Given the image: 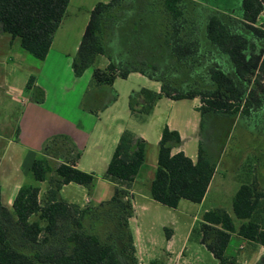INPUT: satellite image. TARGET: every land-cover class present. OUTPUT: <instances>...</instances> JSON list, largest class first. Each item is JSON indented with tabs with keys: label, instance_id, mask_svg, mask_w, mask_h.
<instances>
[{
	"label": "trees",
	"instance_id": "1",
	"mask_svg": "<svg viewBox=\"0 0 264 264\" xmlns=\"http://www.w3.org/2000/svg\"><path fill=\"white\" fill-rule=\"evenodd\" d=\"M69 1L0 0V29L11 40L17 38L22 50L42 61ZM191 2V6L190 0L97 2L89 11L72 58L73 74L81 76L92 67L91 83L95 87L111 86L116 78H126L131 72L159 81V92L140 88L129 96V110L141 121L150 117L162 97L198 98L200 124L205 113L247 116L256 91L264 94V25L256 23L264 0H241L243 21L238 26H231L209 10L195 21L196 7ZM152 14L161 19L165 31L160 27L162 32L156 31L158 28L148 30ZM117 36L123 50L115 56L111 49ZM127 36L139 39L131 52L126 49ZM148 41L154 44L153 49ZM202 42L226 57L231 73L210 66L208 84L190 83L184 89L158 77L164 57L192 67ZM98 56L107 58L104 67L96 65ZM33 82L29 77L26 88L30 99L41 103L43 90ZM58 141L66 144L64 150L56 147ZM180 142L179 132L165 124L158 141L156 170L148 185L150 198L169 208H176L181 199L200 203L216 168L217 161L207 156L200 143L195 161L182 151L171 153ZM79 155L68 136L48 137L29 166L35 182L47 181L42 198L38 185H21L8 210L0 195V264H136L128 225L133 216L129 189L144 161L145 141L129 130L121 132L103 174L114 185L112 195L95 206L80 207L60 197L61 187L70 182L85 186L89 193L92 190L94 175L75 166ZM51 158L57 160L54 165ZM232 213L238 225L224 209L214 208L204 212L198 226L191 229L197 231L199 242L217 264H237L235 256L226 253L232 234L264 247V191L257 189L253 179L242 182L234 193Z\"/></svg>",
	"mask_w": 264,
	"mask_h": 264
},
{
	"label": "rangeland",
	"instance_id": "2",
	"mask_svg": "<svg viewBox=\"0 0 264 264\" xmlns=\"http://www.w3.org/2000/svg\"><path fill=\"white\" fill-rule=\"evenodd\" d=\"M108 1L109 0H70L67 6L68 12H66V21L61 25L56 34L55 49L64 52L67 56H70L68 54H73L72 56H74V46L72 45L80 41L83 33L82 26L88 19L89 11L97 2ZM192 1L196 7V13L193 17L195 21L199 18H204L208 10L218 13L225 21L230 23L231 26H238L243 21L240 12L241 0ZM191 3L190 0L189 6H191ZM152 15L151 21H149L146 26L148 30L158 28L156 31L162 32L161 29L165 31L164 24L161 25V19L155 14ZM256 23L259 26L264 25V10L257 18ZM4 37L10 38L9 34H5ZM127 37L128 45L126 49L128 51L130 48L131 52L133 47L139 44V39L137 40V38L133 36ZM118 38L120 37L117 36L115 38V44L111 49V52L115 53V56L120 55L123 50V44ZM12 41L10 46L7 42L3 41L2 37L0 38V87H2L1 91H5L9 96H11V94H8L10 90L18 93L22 92L25 81L29 77H32L36 82L40 74L43 73V62L38 61L22 50L17 38ZM148 42L151 49H153L154 44L150 41ZM260 43L261 42H259V44ZM4 57L7 60L6 62L3 61ZM195 59L194 65L187 68L174 61H169L164 57V60L159 63L161 73L158 74V77L172 83L174 86L179 88L183 87L184 89L187 88L190 83L208 84L209 79L207 70L210 66L215 65L223 67L226 71L231 70L226 57L217 52L215 48L203 42L200 45L199 53ZM105 63H107V58L104 56H98L96 58V65L98 67H102ZM89 68L92 69V67ZM149 71L150 70H148V72ZM229 73H231V71ZM47 75L48 78L44 81V90H46V92L41 88L43 90V101L41 103L45 101L47 96L48 103L46 106L43 104V106L40 107L42 110H52L56 106V102L61 95L59 87L68 84V81L72 78V74L67 73L61 66L54 68L53 71L48 68ZM144 84H151V86L145 87ZM74 85L77 87L78 82L73 84L71 82V86ZM250 85L248 84L247 87L249 88ZM155 86L156 84L153 80L140 74H132L127 79L118 78L113 84L116 97L118 95L115 108L126 109L129 95L132 91L139 90L143 87L153 90ZM67 93L65 98H67L70 105H74L72 102H74L77 96L74 97L70 92ZM253 103L254 105L247 116L236 115L232 116V118L227 115L205 113L202 118L201 126L199 122V136L202 138L201 145L207 150H210L212 158H215L217 161L215 174L210 182L209 192L207 193L208 196L201 206L197 203L181 199L176 208H168L154 202L147 191L150 199L142 202L143 208H138V216L130 223V230L132 233L135 232L136 228L141 231L139 249L141 250L140 257L143 261L137 258L138 261H136V264H138V262L139 264H163L165 262L163 250L166 248L172 251V257L174 258L175 256L179 257L183 252V258H179L180 262H182V259L184 260L182 264L218 263L212 254L199 243L197 231H190V224L193 223L194 227L198 226L204 209L222 208L233 217L235 223L238 225V221L232 213V199L239 185L242 182L245 183L253 179L257 189L264 191V94L260 93L259 90L256 91V98ZM12 104L15 109V114L11 113L9 117L10 124H5L3 127L0 126L1 130L5 131L6 129V131H8V129H11L15 124L21 106L14 102H12ZM197 104H199V101L196 99H183L177 101H171L167 98L160 99L153 117L156 124L150 129L149 134L151 136L155 133L157 134L159 128L164 124L168 125V122L174 123V119L178 121L182 120V122L188 119L191 121L198 119L200 121V114L195 110ZM183 136L184 143L187 146V153L192 152L193 154V152H196L200 143L195 140L196 133L188 129L184 132ZM63 143V141H58L56 147H60V149L64 150L63 147L65 146L66 148V144ZM56 162V159L51 158L52 165ZM18 179L20 180V185H38L42 190H44L47 185V181L41 183L35 182L25 164L21 166V170L18 171L16 175V180ZM3 180H5L7 184L13 182L4 177L3 168H0V184H2ZM6 193L4 202H7L10 197V191H6ZM42 195L43 193H40L39 198H42ZM8 209L11 210L10 205H8ZM193 216L198 218L195 220L196 222L193 220ZM168 232L172 234V241L170 243L166 238ZM209 236L210 235H208L206 239L207 242L211 240ZM239 244L243 245L242 249L238 248ZM252 246V242L240 237L238 238L237 235H233L226 249V253L229 255L239 253V255H241L239 257L240 260H243L245 258L242 257V254H248ZM179 260L176 261L179 262Z\"/></svg>",
	"mask_w": 264,
	"mask_h": 264
},
{
	"label": "crops",
	"instance_id": "3",
	"mask_svg": "<svg viewBox=\"0 0 264 264\" xmlns=\"http://www.w3.org/2000/svg\"><path fill=\"white\" fill-rule=\"evenodd\" d=\"M66 12H68L67 8ZM66 12L59 27L53 34L51 45L45 58L41 61L43 62V73L40 74V77L36 80V82L35 80L33 82L35 85L43 88L44 90V81L48 78V68L49 70L53 71L54 68L61 66L65 69L67 73L72 74V78L68 81V84L64 85L63 87H59L61 95L59 96L56 102V106L52 110H42L40 108L43 106V104H45V106L47 105L48 96L45 98V101L41 104L32 102L30 99V90L26 88L28 79L25 81L24 89L22 90V92L18 93L13 90H10L8 94H11V96L7 95L5 91H1L2 87H0V126L3 127L5 124H10L9 117L11 113H14L15 111L12 102L17 103L21 106L13 127H11V129L9 128L8 131H6V129L5 131L1 130L0 128V168H3L4 177L10 179L9 181H13L12 183L7 184L5 183V180H3V185L0 184L1 203L6 209H8V205H12V201L17 193V190L21 186L19 184L20 180H16V175L18 171L21 170V166L25 164L26 168L29 169L32 160L35 158V156L40 153V150L45 140L55 134H64L73 141L80 153L79 158L77 159L75 164L76 168L94 175V181L90 193L88 192L85 186L70 182L68 184H64L61 187V199L69 204H75L80 207H84L86 205L95 206L100 202L109 199L112 195L114 185L110 181L104 179L103 174L106 170L107 164L112 156V153L114 151V148L117 144L121 132L126 129L133 132L136 137H139L145 141L144 161L141 164L139 171L134 178L132 187L129 189L133 205V216L128 220V225L130 229L131 221L135 220L136 216H138V208H143L142 202L144 200L150 199L147 194L148 184L153 179L156 170L158 141L160 139L162 127L165 124L161 128H159V130H157V134L155 133L151 136L149 133L150 129L154 126V124H156V121L153 118L156 113V106L160 99L166 97L160 98L154 106L150 117L145 121H141L133 116V114L129 110L128 104L126 109L115 108L118 95L117 97L115 96L113 84L118 78L113 81L111 86L95 87L92 86L91 83V68L85 69L81 76H75L71 68L73 54H68L70 56H67L64 52L55 49L56 34L61 25L64 24L66 21ZM87 21L88 19L82 26L83 31L87 24ZM5 34L7 33H4L0 29V38L2 37L3 41L7 42V44L11 46V42L13 41L11 40V38L4 37ZM78 44L79 42H77V44L75 45H72L74 46V53H76L77 51ZM3 61H7L5 57L3 58ZM105 65L106 63L103 64L102 67H104ZM132 74L140 73L131 72L125 79H127ZM153 81L156 84L155 88H153V91L159 92L160 82L155 80ZM71 82L72 84L78 82V86H71ZM144 85L145 87L151 86V84ZM44 92H46V90H44ZM67 92L72 93L74 97L77 96L74 102H72L74 103V105H70L69 101H67V98H65V95L68 94ZM167 99L171 101H177L170 98ZM193 99L198 100V98ZM138 103L141 104V100H139ZM198 106L199 104L195 106V110L197 113H199V111L197 110ZM200 121L198 119H195L193 121L188 119L182 122V120L178 121L174 119V123L168 122V127L170 129L177 130L181 137L180 144L178 146L173 147L171 153L182 151L186 156L191 158L192 161H195L197 149L196 152H193V154L192 152L187 153V146L184 143L183 135L184 132L188 129L190 131H194L196 133L195 140L199 141L201 144L202 138H200L199 136ZM203 148L207 156L215 160V158H212L210 150H207L205 147ZM209 188L210 184L207 188L203 200L198 203L199 206H201L206 200ZM39 189V194L45 191V189L42 190L41 187H39ZM6 191H10V197L7 202H4V196L7 194ZM207 210L209 209H204L203 213ZM197 219L198 218L196 216H193L194 221ZM193 225V223L190 224V229H192ZM131 234L133 237V244L136 250L135 255L137 258L141 259V250L139 249V237L141 231L137 230L136 228L134 233H132L131 231ZM171 235V232H168L166 235V238L169 243L172 241ZM233 235L237 234H232L231 237ZM237 237L239 238L240 236L237 235ZM252 243L253 246L249 253L244 255L242 254V257L245 259L248 257V260H240L239 257L241 255H239V253L231 254L235 256L237 264H264V247L254 242ZM201 245L204 246L203 244ZM238 248L242 249L243 245L239 244ZM163 254L165 257V262L163 264L184 263L183 259L182 262H180L179 260V258H183V252L181 253V255H179V257L175 256L174 258L172 257V251L166 248L165 250H163ZM176 260H179V262H177Z\"/></svg>",
	"mask_w": 264,
	"mask_h": 264
},
{
	"label": "built area",
	"instance_id": "4",
	"mask_svg": "<svg viewBox=\"0 0 264 264\" xmlns=\"http://www.w3.org/2000/svg\"><path fill=\"white\" fill-rule=\"evenodd\" d=\"M138 264H139V262H138Z\"/></svg>",
	"mask_w": 264,
	"mask_h": 264
}]
</instances>
